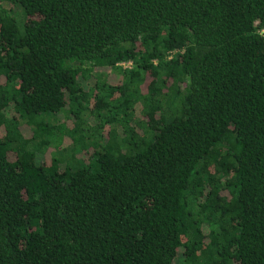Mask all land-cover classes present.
Segmentation results:
<instances>
[{"label": "trees", "instance_id": "trees-1", "mask_svg": "<svg viewBox=\"0 0 264 264\" xmlns=\"http://www.w3.org/2000/svg\"><path fill=\"white\" fill-rule=\"evenodd\" d=\"M261 31L264 0H0V264H264Z\"/></svg>", "mask_w": 264, "mask_h": 264}, {"label": "built area", "instance_id": "built-area-1", "mask_svg": "<svg viewBox=\"0 0 264 264\" xmlns=\"http://www.w3.org/2000/svg\"><path fill=\"white\" fill-rule=\"evenodd\" d=\"M261 33H264V31H261ZM121 65H123L124 68H130L131 63H124V64H121Z\"/></svg>", "mask_w": 264, "mask_h": 264}, {"label": "rangeland", "instance_id": "rangeland-1", "mask_svg": "<svg viewBox=\"0 0 264 264\" xmlns=\"http://www.w3.org/2000/svg\"><path fill=\"white\" fill-rule=\"evenodd\" d=\"M109 76H110V75H109ZM112 77H113V78H112ZM110 78H111L112 80H113V79L115 80V77H114L113 75H111Z\"/></svg>", "mask_w": 264, "mask_h": 264}]
</instances>
